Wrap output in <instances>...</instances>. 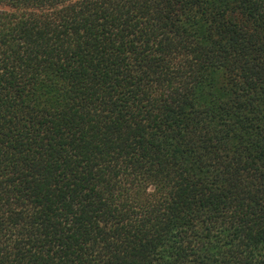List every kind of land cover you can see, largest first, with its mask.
<instances>
[{
    "label": "trees",
    "instance_id": "obj_1",
    "mask_svg": "<svg viewBox=\"0 0 264 264\" xmlns=\"http://www.w3.org/2000/svg\"><path fill=\"white\" fill-rule=\"evenodd\" d=\"M0 264H264V0H0Z\"/></svg>",
    "mask_w": 264,
    "mask_h": 264
}]
</instances>
